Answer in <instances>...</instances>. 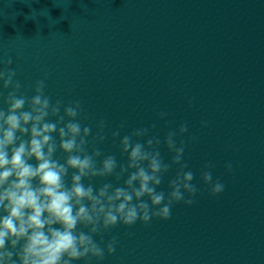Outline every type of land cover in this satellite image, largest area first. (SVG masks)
<instances>
[{"label":"clouds","instance_id":"1","mask_svg":"<svg viewBox=\"0 0 264 264\" xmlns=\"http://www.w3.org/2000/svg\"><path fill=\"white\" fill-rule=\"evenodd\" d=\"M15 77V70H0V86L11 88L4 98L7 107L0 108V264L99 262L115 252L117 238L105 243L103 234L118 224L168 220L174 205L195 202L199 189L184 159L185 142H177L188 131L186 123L164 138L173 154L167 163L159 150L161 140L149 137V128L122 137L119 130L113 131L114 140L120 137L121 154L127 155L126 164H118L114 155H103L95 147L106 138L103 120L92 135V128L81 122L79 100L65 104L45 95L47 75L36 82L31 97L21 92ZM165 115L160 113L161 118ZM143 137L149 138L141 142ZM173 166L168 190L158 191ZM213 167L205 163L200 179L215 196L225 186L213 180ZM225 167L232 170L231 163ZM125 176L119 186L85 183L107 177L119 182Z\"/></svg>","mask_w":264,"mask_h":264}]
</instances>
